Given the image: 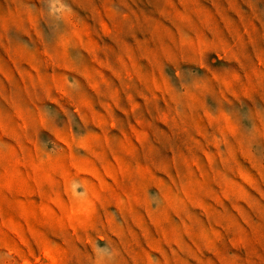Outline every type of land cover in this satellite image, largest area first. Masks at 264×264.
Segmentation results:
<instances>
[{
	"label": "rangeland",
	"instance_id": "374dc122",
	"mask_svg": "<svg viewBox=\"0 0 264 264\" xmlns=\"http://www.w3.org/2000/svg\"><path fill=\"white\" fill-rule=\"evenodd\" d=\"M0 264H264V0H0Z\"/></svg>",
	"mask_w": 264,
	"mask_h": 264
},
{
	"label": "clouds",
	"instance_id": "9594fccd",
	"mask_svg": "<svg viewBox=\"0 0 264 264\" xmlns=\"http://www.w3.org/2000/svg\"><path fill=\"white\" fill-rule=\"evenodd\" d=\"M66 7H67V6H66ZM98 247H99V246H98ZM103 248H105V249H109L110 247L107 246V245H105ZM111 253L113 254V256H117V255H118V253L116 252L115 249H111Z\"/></svg>",
	"mask_w": 264,
	"mask_h": 264
}]
</instances>
